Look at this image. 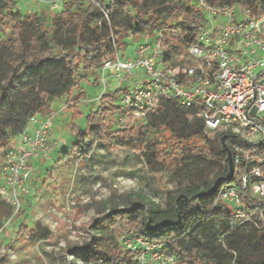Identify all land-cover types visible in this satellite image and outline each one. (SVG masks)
Returning a JSON list of instances; mask_svg holds the SVG:
<instances>
[{
    "label": "trees",
    "instance_id": "1",
    "mask_svg": "<svg viewBox=\"0 0 264 264\" xmlns=\"http://www.w3.org/2000/svg\"><path fill=\"white\" fill-rule=\"evenodd\" d=\"M196 2L69 0L58 13L45 8L23 13L17 0H0V172L5 155L28 123L55 114L50 109L55 100L64 99V110H75L84 94L83 82L92 77V84H98L104 63L115 61L128 38L161 37L167 53L176 55L196 44L208 26ZM206 2L240 3L252 17L264 12V0ZM260 77L264 81V71ZM127 91L128 87H119L102 94L87 115L88 131L77 132L67 150L84 155L93 141L127 149L138 154L155 176L172 164L196 158L218 162L223 171L203 186H174L162 203L148 202L141 218L111 207L89 243L74 253L79 263L138 264L120 243L128 235L159 246L158 252L175 264H264V200L251 193L250 185H242V177L255 163L233 161L231 174L221 143L226 134L212 133L209 139L196 108L168 100H160L154 112L131 126L114 128L109 118L126 117L117 101ZM230 143V138L225 141L229 151ZM246 150L252 158H262L264 141ZM225 188L237 193L247 219L235 218L236 209L221 200ZM11 215V207L0 196V229ZM19 219L18 234L27 241L35 244L51 238L46 228L25 225L22 209L11 220ZM149 263L162 264L148 259Z\"/></svg>",
    "mask_w": 264,
    "mask_h": 264
},
{
    "label": "built area",
    "instance_id": "2",
    "mask_svg": "<svg viewBox=\"0 0 264 264\" xmlns=\"http://www.w3.org/2000/svg\"><path fill=\"white\" fill-rule=\"evenodd\" d=\"M30 1L58 13L69 0ZM196 3L208 26L185 53H167L158 37L139 45L129 58L116 54L115 61L105 62L99 80L105 90L110 76L119 84L130 82L118 103L126 117H145L157 109L160 100L196 108L208 133L229 136L234 163L243 162L245 166L255 163L242 177V185H250L251 193L264 200V157L254 159L246 150L247 146L264 141V81L260 73H255L259 68L264 71V12L252 17L250 10L240 3L216 5L206 0ZM53 115L38 121L32 133L22 134L18 146L4 157L0 196L12 209L7 222L20 212L22 199L29 194L31 163L46 159L58 147L56 141L50 142L48 138ZM220 198L236 209L235 218L247 219L234 189L225 188ZM120 243L138 264H146L148 259L175 264L171 257L158 252L159 246L140 237L122 236Z\"/></svg>",
    "mask_w": 264,
    "mask_h": 264
},
{
    "label": "rangeland",
    "instance_id": "3",
    "mask_svg": "<svg viewBox=\"0 0 264 264\" xmlns=\"http://www.w3.org/2000/svg\"><path fill=\"white\" fill-rule=\"evenodd\" d=\"M17 1L23 13L43 9L30 0ZM154 40L150 36L128 38L119 56L129 58L139 45ZM262 71L259 68L255 73ZM91 78L90 82H83L84 94L75 110H64V99L51 103L50 109L56 113L50 121L48 138L56 141L58 147L46 159L31 163L29 194L22 199L24 224L46 228L51 238L34 244L24 234H18L22 219L4 223L0 232V264H80L74 253L89 243L93 230L111 207L141 218L148 202L162 203L174 186H203L223 171L218 162L196 158L172 164L155 176L138 154L127 149L93 141L84 155L67 150L77 132L88 131L86 118L98 105V97L130 86L128 80L119 84L110 76L105 90L100 81L93 85ZM109 119L116 129L136 121L129 117ZM212 136L207 134L209 139Z\"/></svg>",
    "mask_w": 264,
    "mask_h": 264
},
{
    "label": "crops",
    "instance_id": "4",
    "mask_svg": "<svg viewBox=\"0 0 264 264\" xmlns=\"http://www.w3.org/2000/svg\"><path fill=\"white\" fill-rule=\"evenodd\" d=\"M43 119H45V117H39V116L36 117V118H34V119H32L28 123V125H27V127H26V129H25V131H24L23 134H30V133H32V131L35 129V127L37 125V122L40 121V120H43ZM18 143H19V137L13 141L12 148L15 149L18 146Z\"/></svg>",
    "mask_w": 264,
    "mask_h": 264
},
{
    "label": "water",
    "instance_id": "5",
    "mask_svg": "<svg viewBox=\"0 0 264 264\" xmlns=\"http://www.w3.org/2000/svg\"><path fill=\"white\" fill-rule=\"evenodd\" d=\"M229 139V136L224 135L221 137V143L223 145V148L225 149V153H226V162H227V166L229 169V172L232 174L233 173V160H232V155L229 151V149L227 148V146L225 145V141Z\"/></svg>",
    "mask_w": 264,
    "mask_h": 264
}]
</instances>
